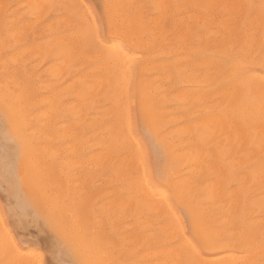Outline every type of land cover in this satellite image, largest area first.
<instances>
[{"label":"rangeland","instance_id":"1","mask_svg":"<svg viewBox=\"0 0 264 264\" xmlns=\"http://www.w3.org/2000/svg\"><path fill=\"white\" fill-rule=\"evenodd\" d=\"M30 1L0 0V67L17 78L18 87L22 88L19 87L18 103L25 114L32 115L29 131L35 132L32 147L18 145L8 131L0 108V264H164L165 246L171 249L179 240L169 229L162 228V218L156 213L124 210L116 205V199L129 191L130 172L120 168L110 147L99 144V139L106 141L108 136L89 123L99 115L103 120L97 122V127L109 124L114 115L121 117L123 114L121 119L128 116L125 119L135 138L136 150L137 146L140 149L141 172L154 188L171 193L170 176L188 179L194 188L193 196L197 197V200L192 198L191 205L199 203L223 229L228 226V218L237 214L239 224L264 245V208L258 205L262 194L255 187L256 181L264 185V173L257 157L253 154L247 158L244 153L258 147V143L241 145L238 152L228 156L223 152L238 143L226 137L225 131L222 133L217 120L216 123L211 120L217 131L210 124L208 133L185 137L173 133L167 124L169 139L196 144L201 155L195 162H176L146 122V117L156 112H164L167 116L186 115L198 119L197 122L204 112L223 115L233 87L221 90L220 83L232 77L244 82L245 100H264V90L254 88L258 79L264 84V0H45L44 4L41 0ZM79 39L82 43L85 40V44ZM112 44L118 55L112 50L114 48L111 49ZM108 47L114 57L107 55L110 53ZM120 52L124 53V58L128 55L127 61L132 56L130 67L125 63L126 58L119 59ZM102 56L108 64L105 66L111 70L118 66L117 60H124L118 69L121 67L124 71V79L129 74L127 84L122 74L112 83L114 87L118 81V89L120 83L125 84L121 86L125 92L117 93L123 104L118 102L120 99L114 100V94L111 96L115 93L109 86L112 80L102 82L103 78L99 79L106 73L98 69ZM106 56L111 57L112 62L116 59V63L110 67ZM193 58L197 63L209 60L208 79L202 80V74L193 82L185 78L186 75L180 76V67L187 66ZM96 62L97 72L102 70L103 73L99 77L93 75ZM103 64L100 63V67ZM91 65L93 70L89 68ZM108 68L105 67L110 70ZM164 74L168 75L164 77ZM91 78L93 81H86ZM87 82L96 89L89 90L91 85L85 86ZM104 82L107 87H101V91L98 88ZM182 89L192 92V97L184 103L180 97ZM112 99L113 103H118V108ZM46 120L50 125H45L44 131ZM258 126L263 127L262 123ZM219 152L223 155L218 156ZM225 185L232 198L242 195L240 208L221 200ZM172 201L185 235L201 251L188 208L174 198ZM258 260L254 263L264 264V249ZM196 264L204 263L198 261Z\"/></svg>","mask_w":264,"mask_h":264},{"label":"bare ground","instance_id":"2","mask_svg":"<svg viewBox=\"0 0 264 264\" xmlns=\"http://www.w3.org/2000/svg\"><path fill=\"white\" fill-rule=\"evenodd\" d=\"M33 1V0H32ZM30 1V3L32 2ZM39 1V0H38ZM79 1V0H78ZM131 1V0H130ZM163 1V0H162ZM161 1V2H162ZM171 1V0H170ZM186 1V0H185ZM207 1V0H206ZM219 1V0H216ZM37 2V0H36ZM35 2V3H36ZM40 2H45V0H41ZM188 2V1H186ZM233 2H235L233 0ZM232 2V3H233ZM26 3V2H25ZM60 3V2H59ZM83 3V2H82ZM107 3V2H106ZM165 3V1H164ZM215 3V2H214ZM218 3V2H216ZM44 4V3H43ZM173 4V3H172ZM204 4V3H203ZM202 4V6H203ZM230 4V3H229ZM228 4V5H229ZM46 5V3H45ZM169 5V4H168ZM176 5V3L174 4ZM180 5V4H179ZM207 5V4H206ZM216 5V4H215ZM29 6V5H28ZM47 6V5H46ZM49 6V5H48ZM104 6V5H103ZM114 6V5H113ZM167 6V5H165ZM170 6V5H169ZM178 6V4H177ZM240 6V5H239ZM41 7V6H40ZM162 7H164L162 5ZM160 7V8H162ZM227 7V6H225ZM230 7V6H229ZM228 7V8H229ZM30 8V7H29ZM38 8V7H37ZM43 8V6H42ZM195 8V7H194ZM241 8V7H240ZM168 9V8H167ZM226 9V8H225ZM232 9V8H231ZM111 10V9H110ZM212 10V9H211ZM233 10V9H232ZM42 11V10H41ZM134 11V10H133ZM183 11V10H182ZM87 12V10H86ZM209 13V12H208ZM229 13V11H228ZM163 14V13H162ZM181 15V14H180ZM189 15V14H188ZM199 15V14H198ZM230 15V14H229ZM66 17V16H65ZM192 17V15H191ZM14 18V17H13ZM91 20L92 17L90 16ZM177 18V17H176ZM219 18V17H218ZM231 18V17H230ZM192 19V18H191ZM197 19V18H196ZM236 19V18H235ZM122 20V19H121ZM198 20V19H197ZM88 21V20H87ZM124 20H122L123 22ZM229 21V20H228ZM125 22V21H124ZM47 23V22H46ZM79 23V22H78ZM94 23V21L92 22ZM227 23V22H226ZM139 24V23H138ZM130 25V24H129ZM136 25V24H135ZM224 25V23H223ZM87 26V25H86ZM94 27V26H93ZM70 28V26H69ZM225 28V27H224ZM87 29V27H86ZM95 29V28H94ZM93 29V30H94ZM129 29V28H128ZM82 30V29H81ZM80 30V31H81ZM79 31V30H78ZM88 31V30H87ZM158 31V30H157ZM220 31V30H219ZM253 31V30H251ZM73 32V31H72ZM76 32V31H75ZM91 32V31H90ZM213 32V31H212ZM9 33V32H8ZM74 33V32H73ZM77 33V32H76ZM215 33V32H214ZM221 33V32H220ZM218 33V35L220 34ZM67 34V33H66ZM70 35V34H69ZM124 35V34H123ZM2 36V35H1ZM67 36V35H66ZM65 36V37H66ZM94 36H96L94 34ZM135 36V34H134ZM64 37V38H65ZM72 37V36H71ZM79 37V36H78ZM78 37L76 38L78 40ZM133 37V36H132ZM68 38V37H67ZM83 38V37H81ZM136 38V36H135ZM138 39V38H137ZM64 40V39H63ZM67 40V39H65ZM64 40V41H65ZM70 39H68L69 41ZM81 42V39H79ZM84 40V39H83ZM50 41V40H49ZM87 41V40H86ZM52 42V41H50ZM76 42V41H75ZM215 42V41H214ZM71 43V42H69ZM73 43V42H72ZM77 43V42H76ZM82 43V42H81ZM83 43L85 44V40L83 41ZM82 43V45H83ZM140 43V42H139ZM1 41H0V45H1ZM42 44V43H41ZM68 44V43H67ZM80 44V43H79ZM82 45H79V47ZM2 47V45H1ZM71 47V45H70ZM69 50L72 49V47ZM78 47V45H77ZM80 47V48H81ZM111 47V45H110ZM218 47H220V43L218 45ZM216 47V48H218ZM105 48V47H104ZM114 48V49H112ZM215 48V49H216ZM226 48V47H225ZM68 49V47H67ZM66 49V50H67ZM78 49V48H77ZM109 49V47H108ZM112 50H115V47H111ZM109 49L107 50L108 52L110 51V53H108V56H111L113 51ZM213 49V48H212ZM227 49V48H226ZM79 50V49H78ZM104 50V49H103ZM118 50V49H117ZM120 50V49H119ZM214 50V49H213ZM228 50V49H227ZM74 51V49H73ZM114 51V52H115ZM163 51V50H162ZM175 51V50H174ZM80 52V51H79ZM103 52V51H102ZM105 52V51H104ZM104 52L102 53L103 55ZM112 52V53H111ZM157 52V51H156ZM106 53V52H105ZM118 51L115 52V55L117 54ZM121 53V58L119 59H124V56ZM244 53V52H243ZM110 54V55H109ZM219 54V53H217ZM86 55V54H85ZM99 55V54H98ZM114 55V54H113ZM112 55V56H113ZM132 55V54H131ZM134 55V54H133ZM249 55V54H248ZM18 56V55H17ZM101 56V55H100ZM247 56V55H246ZM14 57V56H13ZM90 57V56H89ZM114 57V56H113ZM118 58V56H115ZM130 59H132V56H129ZM134 57V56H133ZM172 57V56H171ZM70 58V57H68ZM98 58V57H97ZM101 58V57H99ZM128 58V55H127ZM126 58V61H127ZM154 58V57H153ZM218 58V57H217ZM241 58V57H240ZM264 58V57H263ZM92 59V58H91ZM106 59L108 60L109 57ZM111 59V57H110ZM110 61V67L114 64L115 60L112 62V59ZM130 59L125 63L126 65H130L131 61ZM185 59V58H184ZM67 60V58H66ZM65 60V61H66ZM71 60V59H70ZM97 60V59H96ZM101 62H99L98 64V69H103V71L105 70V76L103 77L101 75L102 70H100L99 72H97V62L96 65H94L95 67V71L96 75L99 77V75H101V77H99V79L103 78L100 81H111L110 85L108 83V85L111 87L113 80H118L120 78H117L118 74H122L123 75V79L126 78L124 71H121V67L120 69H118V67L120 66V62H123L120 60V62L117 60L116 62H118V66L115 68L113 67V69L111 70L110 68H108L105 65H108L106 63V60L103 58L100 59ZM105 60V61H104ZM135 60V59H134ZM197 59L193 58L192 60H190L189 64L186 66V64H184V68L182 66V68L180 67V76L184 77V75H186L185 78H188V80L195 82L196 80H198L199 76H201L202 74L203 79H208L209 74H210V70L208 68L209 67V60L208 59H204L201 63H197L196 62ZM217 60V59H216ZM105 64H103L104 62ZM130 61V62H129ZM3 62V61H2ZM115 62V63H116ZM133 62V61H132ZM67 63V62H66ZM100 63L103 64L102 67H100ZM112 63V64H111ZM219 63V61H218ZM116 65V64H115ZM146 65V64H145ZM144 65V66H145ZM152 65V63H151ZM161 65V64H160ZM159 65V66H160ZM181 65V63H180ZM183 65V64H182ZM198 65H202V67L198 66ZM57 66V65H56ZM55 66V69H56ZM143 66V67H144ZM165 65L163 64V67ZM178 66V65H177ZM68 67V66H67ZM108 68L110 70H106L105 69ZM130 67V66H128ZM200 69H199V68ZM53 68V67H52ZM89 68H92V65L89 66ZM116 68L118 69V71H116ZM127 68V67H126ZM178 68V67H177ZM223 68V67H222ZM75 70V68H72ZM129 69V68H128ZM128 69H126V71H128ZM150 69V68H149ZM157 69V68H156ZM162 69V68H161ZM165 69V68H163ZM179 69V68H178ZM58 70V68H57ZM90 70V69H89ZM91 70V71H92ZM140 70V69H139ZM177 70V69H176ZM221 70V69H220ZM73 71V70H72ZM155 71V70H153ZM90 72V71H89ZM93 72V71H92ZM120 72V73H117ZM147 72V70L145 71ZM81 73V72H80ZM91 73V72H90ZM98 73V75H97ZM129 73V72H128ZM127 73V74H128ZM62 74V73H61ZM103 74V73H102ZM54 75V74H53ZM56 75V74H55ZM54 75V76H55ZM70 75V74H69ZM87 75V74H86ZM156 75H157V71H156ZM165 75L168 74H164ZM171 75V74H170ZM15 75H11V74H6L2 68L0 67V108L2 111V114L4 116L5 119V123L8 127V131L10 133V135L15 139V141L17 142L18 145L24 147V148H30V146L32 147L33 145V139L34 136L32 133L33 131H29L30 130V123H29V119L31 120V116L30 114H25L23 112V109L20 105V103H18L19 98V93L21 91H19V87H18V82H17V78L14 77ZM83 76V75H82ZM88 76V75H87ZM179 76V75H178ZM224 76V75H223ZM73 77V76H72ZM86 77V76H85ZM162 77V76H161ZM76 78V77H75ZM84 78V77H83ZM96 78V77H95ZM117 78V79H116ZM129 78V74L127 75V79ZM145 78V77H144ZM160 78V77H159ZM37 79V78H36ZM72 79V78H71ZM124 79V83L127 84L128 80ZM184 79V78H183ZM82 80V79H81ZM86 80V79H85ZM92 80H86V81H90ZM139 80V79H138ZM261 79H258V81ZM79 81V79H78ZM93 81V80H92ZM91 81L92 85H95L93 82ZM153 81V80H152ZM256 82L254 83V88L256 90L262 91L261 89L264 90V84L260 83V82ZM96 82L98 83V78L96 79ZM107 82H104L106 84L103 83V86H99L101 84H97L99 86V90L103 91V89H100L101 87L104 88V86L107 85ZM117 84L114 85V89H112L113 91L115 90V93L110 90V92H113L111 94V96L114 94L115 98L114 100H119L121 95L117 94L119 92H125L124 89L122 90L121 86L125 85V84H121L120 83V89H118L119 87V82L116 81ZM221 82V81H219ZM263 82V80H262ZM91 83L87 82L88 86L91 85ZM68 84V83H67ZM71 84V83H70ZM74 84V83H72ZM85 84V82H84ZM114 84V83H113ZM139 84V83H138ZM75 85V84H74ZM83 85V83H82ZM82 85L81 88H82ZM89 86V90L93 91L92 88L94 86ZM96 85V86H97ZM159 85V84H158ZM220 85H223V88L221 90H226V89H230L233 87L232 89V97L229 100V104L227 106V109L224 110L223 115L221 114V116H218L219 114H217L216 112H204L202 113L199 122L198 119L194 120L193 118H188L186 115H172V116H167L166 114H163L164 112H156L153 115H148L146 117V122L150 128V130L159 138L161 139L169 153L171 154V158L176 161V162H193L194 160H197L198 158L201 157L200 155V151L197 150L198 147H196V144H190L189 142L182 143L179 142L177 140H173V139H169L168 137V133L169 131H166L165 126L167 124H169L171 126V131L173 133H175L176 135L180 136V137H185V136H189L192 134H196V135H202L203 132H209L210 129V124L211 126H215V124L213 122H217V124L220 126H222V130H220V132L226 133V137L230 138L231 140H234V143H238V146H232V147H228V150L226 152H223L225 155H232L233 153H236L239 151V146L241 147V145L247 147L249 144H251L252 141H255L256 143H258V147H256L255 149H251L248 150L246 152H244L246 155H248L247 158H250L252 156H256L257 157V162H259V168L261 169V171L264 173V100L261 101L260 99L255 100V101H248L245 100V98L243 97L244 94V82L242 84V79L238 78V77H232L231 79L225 80L224 82L220 83ZM22 86V85H21ZM69 86V84L67 85ZM71 87H73L72 85H70ZM142 86V85H141ZM156 86V85H154ZM153 86V87H154ZM77 87V86H76ZM107 87V86H106ZM110 87H108L110 89ZM111 87V88H112ZM117 87V88H116ZM148 87V86H146ZM157 87V86H156ZM21 88V87H20ZM87 89V87H85ZM95 88V87H94ZM158 88V87H157ZM225 88V89H224ZM22 89V88H21ZM68 89V88H67ZM76 89V88H75ZM74 89V91H75ZM96 89V88H95ZM126 89V88H125ZM155 89V88H154ZM195 89V88H194ZM66 90V89H65ZM72 90V88H71ZM84 90V89H83ZM98 93H102L101 91ZM141 90V88H140ZM53 91V90H52ZM69 91V90H68ZM80 91V90H79ZM97 91V90H96ZM109 92V90H106ZM117 91V92H116ZM143 91V90H142ZM229 91V90H228ZM26 92V91H25ZM43 92V91H42ZM67 92V91H66ZM70 92V91H69ZM72 92V91H71ZM76 92V91H75ZM150 92V91H149ZM148 92V93H149ZM201 92V91H199ZM204 92V91H203ZM227 92V91H226ZM55 93V92H54ZM83 93V91H82ZM91 93V92H89ZM107 93V92H106ZM175 93V92H174ZM39 94V93H38ZM76 94V93H75ZM74 94V96H75ZM79 95V93H77ZM96 94V93H95ZM105 94V93H104ZM117 94V95H116ZM160 94V93H159ZM178 94V93H177ZM180 94V93H179ZM195 94V93H194ZM202 94V93H199ZM198 94V95H199ZM204 94V93H203ZM208 94V93H207ZM210 94V93H209ZM216 94V93H215ZM228 94V93H226ZM225 94V95H226ZM85 95V94H84ZM89 94V98H90ZM101 95V94H100ZM141 95V93H140ZM139 95V96H140ZM220 96H222L221 94H219ZM224 95V96H225ZM264 95V94H263ZM262 95V96H263ZM53 96V95H52ZM63 96V95H62ZM95 95L93 94V97ZM107 96V95H106ZM109 96V94H108ZM110 96V97H111ZM117 96H120L119 98ZM126 96V95H124ZM174 96H178V95H174ZM23 97V96H22ZM80 97V96H78ZM77 97V98H78ZM82 97V96H81ZM80 97V98H81ZM145 97V96H144ZM179 97V96H178ZM183 103L184 101H186L187 99H189L190 97H192V92H189L186 89H182L181 90V96ZM204 97V95H203ZM38 97H36L37 99ZM49 98V97H48ZM54 98V96H53ZM76 98V100H77ZM85 100V97H82ZM176 98V97H175ZM208 98V97H207ZM206 98V99H207ZM34 99V98H33ZM41 99V98H39ZM38 99V100H39ZM50 99V98H49ZM86 99H88L86 97ZM178 99V98H176ZM203 99V98H202ZM28 100V99H27ZM52 100V98H51ZM54 100V99H53ZM79 100V99H78ZM110 100V98H109ZM55 101V100H54ZM80 101V100H79ZM77 101L76 105H78L80 102ZM111 101V100H110ZM120 101H122V99H120L118 102L121 103ZM165 101V100H164ZM190 101V100H189ZM219 101V100H218ZM29 102H33V101H29ZM35 102V101H34ZM33 102V103H34ZM45 102V101H44ZM79 102V103H78ZM88 102V101H87ZM148 101L146 100V103ZM196 102V101H195ZM199 103L201 102V100L198 101ZM24 103V102H23ZM53 103V102H52ZM83 103V102H82ZM86 103V101H85ZM112 103H113V99H112ZM124 103V102H123ZM121 103V104H123ZM197 103V102H196ZM217 103V102H216ZM30 104V103H29ZM65 104V103H64ZM118 103H113L114 106H116L117 108L119 107L117 105ZM143 104V102H142ZM149 104V102H148ZM152 104V103H151ZM208 104V103H207ZM210 104V103H209ZM26 105V104H25ZM84 105V103H83ZM211 105V104H210ZM75 106V105H74ZM79 106V105H78ZM85 106V105H84ZM150 106V105H148ZM216 107V106H215ZM111 108V107H110ZM113 108V106H112ZM110 109L111 111H113L115 109V107ZM124 108V107H123ZM194 108V107H193ZM214 108V107H213ZM39 109V108H38ZM67 109V108H66ZM65 109V111H66ZM73 109V108H72ZM122 109V108H121ZM126 109V107H125ZM151 109V108H150ZM37 110V109H35ZM45 110V109H44ZM43 110V111H44ZM52 110V109H51ZM58 110V109H56ZM81 110V109H80ZM147 110V109H146ZM156 110V109H155ZM40 111V110H39ZM46 111V110H45ZM48 111V110H47ZM115 111V110H114ZM121 111V110H120ZM157 111V110H156ZM163 111V110H162ZM38 112V110H37ZM50 112V110L48 111ZM53 112V111H51ZM64 112V111H63ZM144 112V111H143ZM108 113V112H106ZM146 113V112H145ZM222 113V112H221ZM51 114V113H50ZM53 114V113H52ZM81 114V113H80ZM79 114V115H80ZM114 114V113H112ZM149 114V113H148ZM46 115V113H45ZM120 115V114H119ZM123 117V114H121ZM125 115H126V111H125ZM190 115V114H189ZM192 115V114H191ZM42 116V115H41ZM44 116V113H43ZM53 116V115H52ZM81 116V115H80ZM98 116V114H97ZM101 115H99L98 117L100 118ZM111 116V115H110ZM218 118H217V117ZM47 117V116H46ZM120 116H112L111 121L109 122V124H107L106 126H101V127H97V122L99 120H103L96 118L94 116V118H92L91 120H89L90 122V126L94 127L96 129H98L99 133H102L105 131V133L107 134L108 138L106 139V141H100L99 139V144H103L104 147L108 146L112 149L114 157L116 158V162L117 164H119L120 168L125 169L126 171H129V191H127L126 194L123 195V193L119 194V197L121 198H117L116 199V205L118 207H122L124 210H144L145 212H154L156 213L158 216H160L162 218V224L163 227L162 228H167L169 229V231L171 232V234L173 236H175L176 238H178V242L172 246V248L170 249V246H165L166 248H164L165 250L163 251V261L164 264H196V262H202L204 264H255L257 263L258 260V255L259 253H261L262 249H264V245H260L257 241L256 238H254L252 236V234L248 231V229L246 227H243V225H240L238 222V217L237 214H235V216H230L228 218V226L223 229L221 227L218 226V224L215 222L214 218H212L208 212H206L204 210V207L199 205V203H196L195 205H191V200L192 198L194 200H197L196 196L194 195V188L191 185V183L188 181V179H177L174 178L172 176H170V179L168 181L169 186L171 188V193L163 190V189H157L154 188L147 180L146 176L141 172L143 170H141V168L143 167V163L141 160V157L139 155L138 149L139 147L137 146V150H136V145H135V138L133 137V135L130 132V128L128 125V121L126 122L127 118L126 116H124V119H121ZM70 118V117H69ZM74 118V117H73ZM215 118V119H214ZM193 119V120H192ZM219 119V120H218ZM52 120V118H51ZM123 120H125V123L123 122ZM213 120V122L211 121ZM217 120V121H215ZM221 120V121H220ZM45 121V120H44ZM47 121V120H46ZM210 121L212 123H210ZM49 122H51L49 120ZM86 122V121H85ZM199 123V124H198ZM263 125V127H259L258 125L261 124ZM48 121L46 122V124L43 125V128L45 129V127L47 126ZM216 124V125H217ZM46 125V126H45ZM50 125V124H48ZM62 125V124H61ZM217 125V126H218ZM45 126V127H44ZM218 126V127H219ZM221 126L219 129H221ZM50 128V127H48ZM53 128V126L51 127V129ZM70 128V127H69ZM218 129V130H219ZM43 130V129H42ZM49 130V129H48ZM47 130V131H48ZM69 130V129H68ZM213 132H215L214 130H216V126L213 130V128L211 129ZM39 131V130H38ZM46 131V129L44 130ZM53 131V130H50ZM217 131V130H216ZM42 133V132H41ZM40 133V134H41ZM98 133V134H99ZM221 133H219L220 135ZM208 135V134H207ZM213 135V134H211ZM210 137H213L211 136ZM218 135V136H219ZM224 135V134H223ZM104 135H101L102 139H105V137L103 138ZM43 137V136H42ZM100 137V135H99ZM225 137V136H224ZM204 138V137H203ZM215 138V137H214ZM227 138V139H228ZM51 139V138H50ZM210 139V138H209ZM213 139V138H212ZM38 140V139H37ZM43 140V139H42ZM63 140V139H62ZM205 140V139H204ZM229 140V139H228ZM206 141V140H205ZM221 141V140H220ZM230 141V140H229ZM228 141V142H229ZM204 142V141H203ZM227 141H225L226 143ZM254 142V143H255ZM98 143V142H97ZM71 145V144H70ZM56 147V146H55ZM135 147V148H134ZM43 148V147H42ZM75 148V147H74ZM219 148V147H218ZM108 149V148H106ZM34 150V149H33ZM77 150V149H76ZM140 151V149H139ZM215 152V151H214ZM27 153V152H26ZM223 153L219 152L217 155H223ZM254 154V155H253ZM235 155V154H234ZM214 156V155H213ZM106 157V156H105ZM112 158V157H111ZM214 158V157H213ZM220 158V157H219ZM211 159V158H210ZM224 159V158H223ZM239 160V159H238ZM195 162V161H194ZM214 162V161H213ZM240 161H238L239 163ZM211 165V163H210ZM199 166V165H198ZM209 167V166H207ZM234 167V166H233ZM219 168V167H218ZM223 167H221L219 170H221ZM116 169V168H115ZM143 169V168H142ZM182 169V168H181ZM213 171V170H212ZM118 173V171H117ZM181 173V172H180ZM121 174V173H120ZM123 174V173H122ZM134 174V175H133ZM177 174V173H176ZM214 174V172H213ZM212 174V175H213ZM225 174L228 176L229 173L227 172V170H225ZM34 175V174H33ZM116 177L118 175H115ZM23 177V176H22ZM118 178V177H117ZM33 179V178H32ZM124 179V178H123ZM239 179V178H238ZM33 181H35V179H33ZM30 182V181H29ZM125 182V181H124ZM241 182V181H240ZM32 183V181L30 182ZM38 183V182H37ZM33 184V183H32ZM31 184V185H32ZM35 186V185H34ZM37 186V184H36ZM35 186V187H36ZM127 186V185H125ZM38 187V186H37ZM256 190H261L260 193L262 194L260 197V199L262 200L260 203H258V205L260 206V208H264V185L261 186L259 184V181H256L255 184ZM120 188V187H119ZM118 188V189H119ZM40 189V188H39ZM37 190V188H36ZM115 190V189H114ZM41 191V189H40ZM44 192V190H42ZM221 200H223L226 203H229L231 205H235L237 208H240L243 202V197L242 195H237L235 198H232V195L229 194L228 189L226 188V185L224 188H222L221 190ZM32 192V191H31ZM34 192V191H33ZM46 194V193H45ZM56 194V193H55ZM60 194V193H59ZM116 194V193H115ZM118 196V195H117ZM45 198V197H44ZM59 198V197H57ZM56 198V199H57ZM172 198H174L177 202H180L184 205H186V207L188 208V212L190 215V219H191V225L194 231V234L196 235V237L199 239L200 245L202 250L198 251L197 248L193 245L191 239L185 235L184 231H183V227L181 225L180 222V217L178 215L177 210H175L174 208V204L172 201ZM218 199V198H217ZM59 200V199H57ZM56 201V200H55ZM54 201V203H55ZM59 203V202H58ZM193 204V203H192ZM245 206V205H244ZM57 207V206H56ZM59 207V206H58ZM57 207V208H58ZM54 209V206H53ZM66 209V208H65ZM122 209V210H123ZM61 210V209H60ZM63 210V209H62ZM67 210V209H66ZM147 214V213H146ZM156 215V216H157ZM160 219V218H159ZM219 220V219H218ZM245 220V219H244ZM57 222V221H56ZM147 222V221H146ZM74 223V222H73ZM161 225V224H160ZM158 227V226H157ZM59 228V227H58ZM72 228V227H71ZM93 230V229H92ZM81 232V231H80ZM170 232L168 233L170 235ZM128 234V233H127ZM4 235V234H3ZM2 236V235H1ZM0 236V237H1ZM71 238V237H70ZM126 238V237H125ZM79 240V239H78ZM72 242V241H71ZM135 242V241H134ZM83 243V242H82ZM73 245V244H72ZM85 245V243H84ZM81 246V245H80ZM14 247V246H13ZM70 247V246H69ZM80 248V247H79ZM16 250V248H14ZM79 250V249H78ZM18 251V250H16ZM15 251V252H16ZM83 253V252H82ZM157 253V252H156ZM217 254L216 257H213V254ZM218 253H220V255H218ZM18 254V253H17ZM25 254V253H24ZM87 258V257H86ZM78 260V259H77ZM89 261V260H88ZM97 261V260H96ZM116 261V260H115ZM86 262V261H85ZM99 262V261H98ZM255 262V263H254ZM93 264V262H92ZM96 264V262H95Z\"/></svg>","mask_w":264,"mask_h":264}]
</instances>
